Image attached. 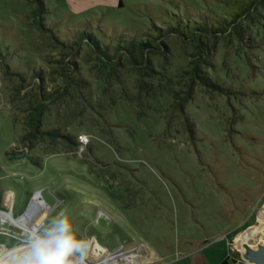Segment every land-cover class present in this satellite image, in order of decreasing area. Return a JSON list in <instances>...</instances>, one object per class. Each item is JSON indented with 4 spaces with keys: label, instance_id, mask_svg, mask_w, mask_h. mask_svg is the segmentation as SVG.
<instances>
[{
    "label": "rangeland",
    "instance_id": "1",
    "mask_svg": "<svg viewBox=\"0 0 264 264\" xmlns=\"http://www.w3.org/2000/svg\"><path fill=\"white\" fill-rule=\"evenodd\" d=\"M36 193L87 264L234 256L264 230V0H0V209ZM28 236L0 218V256Z\"/></svg>",
    "mask_w": 264,
    "mask_h": 264
},
{
    "label": "clouds",
    "instance_id": "2",
    "mask_svg": "<svg viewBox=\"0 0 264 264\" xmlns=\"http://www.w3.org/2000/svg\"><path fill=\"white\" fill-rule=\"evenodd\" d=\"M88 246L89 241L74 232L69 217L60 213L31 229L18 264H83Z\"/></svg>",
    "mask_w": 264,
    "mask_h": 264
},
{
    "label": "bare ground",
    "instance_id": "3",
    "mask_svg": "<svg viewBox=\"0 0 264 264\" xmlns=\"http://www.w3.org/2000/svg\"><path fill=\"white\" fill-rule=\"evenodd\" d=\"M10 203H11L10 197L9 196L5 197L3 201L4 206L9 207ZM41 208L46 209V205L45 202L42 200L40 194L36 193L33 198V201L30 204V207L28 208V211L25 214H23L21 217L16 219L14 217H11L9 213L6 212L4 209H0V218L2 220L9 221L11 224L18 226L24 233L29 234L31 229L35 225H39L42 223L43 216L39 215V211ZM90 248H91L90 253L95 257L105 256L106 254L105 248L99 245L96 241H92ZM15 259L16 257L14 255H10L7 252H3L2 255L0 256V264H4L5 262L16 264L13 263ZM83 264H87L84 258H83ZM96 264H137V263L135 261L134 256L129 255L122 257L117 256L111 259L105 258L100 263H96Z\"/></svg>",
    "mask_w": 264,
    "mask_h": 264
},
{
    "label": "built area",
    "instance_id": "4",
    "mask_svg": "<svg viewBox=\"0 0 264 264\" xmlns=\"http://www.w3.org/2000/svg\"><path fill=\"white\" fill-rule=\"evenodd\" d=\"M235 246L234 249V256H231V262L233 264H250L245 259H243L242 255L246 252L248 248L250 249H257L258 246L264 244V230L254 237H250L248 242H244L241 245H238L237 240L234 241Z\"/></svg>",
    "mask_w": 264,
    "mask_h": 264
},
{
    "label": "trees",
    "instance_id": "5",
    "mask_svg": "<svg viewBox=\"0 0 264 264\" xmlns=\"http://www.w3.org/2000/svg\"><path fill=\"white\" fill-rule=\"evenodd\" d=\"M254 1H257V0H254ZM254 4H255V2H252L251 6H254ZM119 5H121L120 2H119ZM228 29L223 27V26H220V27L214 28V29L213 28H207V27H201V28H198V31H201L202 33L210 32V33H213V34H217V32H226ZM192 30L196 31V28H193ZM174 31H177V30H175L173 28H170V29H168L167 33L168 34L175 33ZM179 32L188 33L189 35H192V33L190 31V28L188 26H184L182 28V30L179 31ZM91 35L92 34H88L87 37L91 38ZM120 47H122L121 44H120ZM124 47H125V49L130 50V48H132V45L130 44V45H127V46H124ZM147 47H151L150 41H146L145 43L141 42L140 46L137 47V49H139L142 52L145 49H147ZM219 264H231V260L229 259V257H227V258L223 259Z\"/></svg>",
    "mask_w": 264,
    "mask_h": 264
},
{
    "label": "water",
    "instance_id": "6",
    "mask_svg": "<svg viewBox=\"0 0 264 264\" xmlns=\"http://www.w3.org/2000/svg\"><path fill=\"white\" fill-rule=\"evenodd\" d=\"M18 157H23V154L18 155ZM115 252H117V250L112 253ZM123 253H126V251ZM242 257L250 264H264V244L258 246L257 249L248 248Z\"/></svg>",
    "mask_w": 264,
    "mask_h": 264
},
{
    "label": "crops",
    "instance_id": "7",
    "mask_svg": "<svg viewBox=\"0 0 264 264\" xmlns=\"http://www.w3.org/2000/svg\"><path fill=\"white\" fill-rule=\"evenodd\" d=\"M257 227L249 228L248 231L245 233H242L240 237L237 239L238 245H241L244 243L246 240H249L250 236L252 237L254 232L256 231ZM258 229V228H257Z\"/></svg>",
    "mask_w": 264,
    "mask_h": 264
}]
</instances>
